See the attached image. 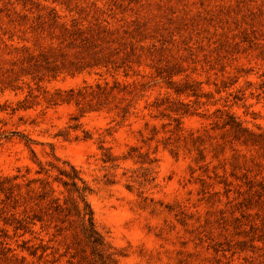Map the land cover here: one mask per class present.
<instances>
[{"label":"rangeland","instance_id":"rangeland-1","mask_svg":"<svg viewBox=\"0 0 264 264\" xmlns=\"http://www.w3.org/2000/svg\"><path fill=\"white\" fill-rule=\"evenodd\" d=\"M66 162L106 264H264V0H0V180ZM46 205L0 192V264L98 261Z\"/></svg>","mask_w":264,"mask_h":264},{"label":"trees","instance_id":"trees-1","mask_svg":"<svg viewBox=\"0 0 264 264\" xmlns=\"http://www.w3.org/2000/svg\"><path fill=\"white\" fill-rule=\"evenodd\" d=\"M65 165L67 168H57L58 177H56V180L65 187L71 199L66 197L61 201L60 197L53 196L50 198V193H55V189L50 188L47 190L46 185L42 183L43 188L36 191V189L30 187L31 181L26 184L28 190L25 196L21 193L15 194V192L20 191L21 188V184L15 182L18 176H14L13 178H1L0 192L5 194L6 200L11 201L13 208L18 206L25 207L24 213L26 215V207L29 203H34L36 206L40 207L42 202H47L46 207L41 208L39 213L36 212L32 216H26V218L23 219L26 225L20 224L19 227L27 228L28 224H35L36 222H40L43 227H46L45 216L47 215L52 218L57 216L59 219H65L64 222L69 218H73L74 221L76 220L78 228L91 247L92 255L96 259L98 258V261L102 262V264H106L103 253V247L105 245L104 238L96 226L94 213L88 202V195L91 192V188L81 172L73 164L66 162ZM42 170L40 172H42ZM68 203H70V205ZM44 209H46V211H44ZM27 220H29V222H27ZM19 223H21V221H19ZM98 261L94 260L93 264H98Z\"/></svg>","mask_w":264,"mask_h":264}]
</instances>
